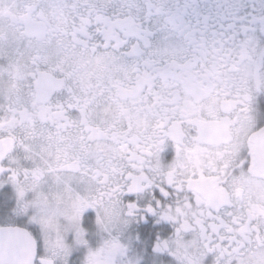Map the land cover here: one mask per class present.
<instances>
[{"label": "flooded vegetation", "instance_id": "1", "mask_svg": "<svg viewBox=\"0 0 264 264\" xmlns=\"http://www.w3.org/2000/svg\"><path fill=\"white\" fill-rule=\"evenodd\" d=\"M0 164L33 264H264V0H0Z\"/></svg>", "mask_w": 264, "mask_h": 264}, {"label": "water", "instance_id": "2", "mask_svg": "<svg viewBox=\"0 0 264 264\" xmlns=\"http://www.w3.org/2000/svg\"><path fill=\"white\" fill-rule=\"evenodd\" d=\"M9 241L11 242V244H9ZM9 245L10 251L13 256L11 264H17L14 261L19 260V257L21 255L20 252L25 254V256H21V258L23 260L26 259L27 264H33V262L29 261L33 260V256L36 252L37 243L35 237L30 233L27 228L19 226H9L0 228V264H3L4 255L9 249Z\"/></svg>", "mask_w": 264, "mask_h": 264}, {"label": "snow or ice", "instance_id": "3", "mask_svg": "<svg viewBox=\"0 0 264 264\" xmlns=\"http://www.w3.org/2000/svg\"><path fill=\"white\" fill-rule=\"evenodd\" d=\"M155 188L153 189V195H155ZM161 195H163V193H161ZM130 202L131 201H134L135 200V194H129L127 197H126ZM167 199V197H165ZM150 217L153 218V222H155V213H147L144 215L143 217V221L145 223L149 222V219Z\"/></svg>", "mask_w": 264, "mask_h": 264}]
</instances>
